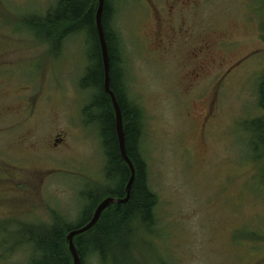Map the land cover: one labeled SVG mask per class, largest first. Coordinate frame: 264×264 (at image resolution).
Wrapping results in <instances>:
<instances>
[{"label":"rangeland","instance_id":"374dc122","mask_svg":"<svg viewBox=\"0 0 264 264\" xmlns=\"http://www.w3.org/2000/svg\"><path fill=\"white\" fill-rule=\"evenodd\" d=\"M56 1L0 0V264L28 262L18 231L56 217L77 224L87 189L105 199V157L79 87L85 42L69 38L58 49L26 21ZM191 2L113 3L158 197L155 234L131 256L134 264H264V158L245 130L264 114V0Z\"/></svg>","mask_w":264,"mask_h":264},{"label":"trees","instance_id":"16d2710c","mask_svg":"<svg viewBox=\"0 0 264 264\" xmlns=\"http://www.w3.org/2000/svg\"><path fill=\"white\" fill-rule=\"evenodd\" d=\"M114 1L105 0L102 22L110 55L111 89L123 113L127 153L136 176L129 200L125 204L110 206L92 231L75 238L82 264H90V260L92 264H134L131 251L140 252L139 246L146 245L143 235L155 234L156 231L158 197L150 187L148 165L142 152L144 113L128 94L121 40L113 25ZM97 9V0H57L45 17L28 18L26 21L36 31H44L47 38L53 37L57 48L69 38H83L87 66L79 87L82 92L88 93L89 102L83 115L87 125L97 128L105 157L106 188L103 198L124 199L131 172L120 155L116 115L112 100L104 89V66L96 28ZM258 86L259 103L264 112V74ZM245 126L250 137V151L256 158H264V114ZM99 195L92 188L81 193L84 205L77 224L56 217V221L46 228L18 231L23 233L24 240L18 244L24 243L30 254L26 264H73L66 236L92 218L97 205L104 200Z\"/></svg>","mask_w":264,"mask_h":264},{"label":"water","instance_id":"95a60500","mask_svg":"<svg viewBox=\"0 0 264 264\" xmlns=\"http://www.w3.org/2000/svg\"><path fill=\"white\" fill-rule=\"evenodd\" d=\"M97 2H98V9L96 12V28H97L100 47H101L102 60L104 66V89L106 94L110 96L113 103V107L116 115V130H117L120 155L123 161L125 162V164L129 167L131 172V177L126 186V197L124 199L114 198V197L105 198L97 206L96 210L93 213L92 218L85 225L79 228H75L68 232L66 236V242H67L68 250L73 259V264H82L78 249L75 245V238L85 235L90 231H92L97 226L103 212L106 209H108L110 206L115 204H125L129 200L131 187L136 176L135 167L127 153V140H126V133L124 128L123 113L118 103L117 97L111 89L110 55H109L108 43L106 40V35L102 22L105 0H97Z\"/></svg>","mask_w":264,"mask_h":264},{"label":"flooded vegetation","instance_id":"af4514ba","mask_svg":"<svg viewBox=\"0 0 264 264\" xmlns=\"http://www.w3.org/2000/svg\"><path fill=\"white\" fill-rule=\"evenodd\" d=\"M186 1L189 2V3L191 2V0H186ZM181 3H185V1H182ZM191 3H192V2H191ZM176 4H177V3H176ZM176 6H178V5H176ZM176 6H175V7H176ZM175 7H172V8H175ZM198 53H199V50L197 49L196 52H195V54H198ZM97 206H98V205H97ZM96 208H97V207H96ZM95 210H96V209H95ZM95 210H94V211H95ZM93 213H94V212H93ZM85 224H86V223H84V225H85Z\"/></svg>","mask_w":264,"mask_h":264}]
</instances>
